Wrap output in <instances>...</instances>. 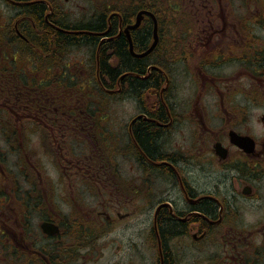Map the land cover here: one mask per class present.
Segmentation results:
<instances>
[{
	"label": "flooded vegetation",
	"instance_id": "1",
	"mask_svg": "<svg viewBox=\"0 0 264 264\" xmlns=\"http://www.w3.org/2000/svg\"><path fill=\"white\" fill-rule=\"evenodd\" d=\"M214 1H183L193 7L184 51L138 57L127 35L141 54L154 28L146 14L129 27L142 9L132 18L120 6L105 10L99 26L77 29L96 21L97 11L77 22L68 18L71 0H0V41L9 58L17 52L8 51H19L12 39L29 45L59 30L93 38L98 62L100 46L122 37L144 71L135 75L152 83L155 73L163 78L156 94L143 93V105L133 100L138 111L128 117L121 145L103 126L107 114L82 109L85 93L74 89L84 79L63 71L59 53L37 51L36 68L26 65L30 75L39 74L35 80L9 59L0 63V264H264V0ZM223 4L232 8L231 18ZM116 62L120 67V57ZM84 66L87 82L93 65ZM127 74L111 92L122 91ZM186 81L197 94L180 98L177 88ZM33 87L39 93L33 110L29 103L14 110L9 97ZM19 119L37 127L19 126ZM143 126L157 136L151 152L138 141ZM66 128L99 151L120 146L136 175L125 176L114 160L103 159V165L97 150L75 160L60 158L54 148L62 175H41L28 135L39 131L61 142Z\"/></svg>",
	"mask_w": 264,
	"mask_h": 264
},
{
	"label": "trees",
	"instance_id": "2",
	"mask_svg": "<svg viewBox=\"0 0 264 264\" xmlns=\"http://www.w3.org/2000/svg\"><path fill=\"white\" fill-rule=\"evenodd\" d=\"M184 0H108L106 2H101V6L97 9L95 16L97 20L92 23L78 24L77 29L91 28V26H99L105 20L106 12L117 10L120 6V11L124 16L132 18V16L141 9H147L154 13L157 21V31H158V42L153 51H184L185 48V27L190 25L188 22V17L183 9L187 4L183 3ZM189 16V15H188ZM54 38L46 36L40 39L29 40V45L26 42L19 39H12L13 48H17L19 51L14 55H21L26 58V54L30 55L35 63H39V53L38 50H43L50 54L60 55V61L65 50L69 47L87 45L90 51V56L88 60L89 65L92 66L91 76L87 78V86H79V82H76V89L82 93H85L83 97V110L91 111L92 113L98 112L97 104L102 105L101 102H107L109 99H130L135 100V102L141 106L143 105V93L147 92L149 89H154L155 94L159 91L160 87L163 85V78L160 73H155V82L143 81L138 78L137 75H142L140 70V61L134 60L128 50L127 41L120 37V39L113 40L111 42H104L98 51V62L96 61L95 49L96 41L93 38H86L82 40L84 35L80 34H65L57 30L55 32ZM170 35V36H169ZM150 35H147V38ZM144 38V37H143ZM146 38V39H147ZM142 39V37H141ZM152 39L143 41L148 45L151 43ZM5 41H0V63L8 62V56L5 49ZM32 44V46L30 45ZM27 45V48L26 47ZM145 45L139 50H144L148 47ZM27 50V51H24ZM10 53V51H8ZM120 57V67L116 60ZM14 64V59L11 60ZM97 63V65H96ZM96 68L98 70L96 71ZM142 68V67H141ZM128 71L129 74L123 78L125 87L121 92L113 93L110 90L117 89V82L119 76L124 72ZM97 80H101L102 84H99ZM79 81V80H78ZM82 85V84H80ZM103 85V86H102ZM95 102V103H94ZM94 103V104H93ZM152 129L147 126H143L139 136L138 141L140 145L145 149L146 152H151V144L156 140V135L151 131Z\"/></svg>",
	"mask_w": 264,
	"mask_h": 264
},
{
	"label": "rangeland",
	"instance_id": "3",
	"mask_svg": "<svg viewBox=\"0 0 264 264\" xmlns=\"http://www.w3.org/2000/svg\"><path fill=\"white\" fill-rule=\"evenodd\" d=\"M71 1H72V6H71L72 7V13H71L70 17L68 16V18H70L71 21L86 22L89 19L90 14L92 12L97 11V9H99L100 7H103V6H101V2H103V1L106 2L108 0H71ZM61 2L63 3V0H61ZM214 2L216 3V0ZM215 7H217V5H215ZM64 9L66 10L67 8H64ZM192 9H193V7H192L191 3H189L186 6V9L184 8V10L187 11L186 14H187L188 18H189L188 13L191 15ZM221 11L224 15L227 14V17H229V18L232 17V15H231L232 8L230 7L229 4H223ZM251 11L253 13H255V11H256L255 5L251 7ZM226 20L228 22V18H226ZM227 29H228V27H227ZM198 50L202 51L200 48ZM10 52L13 53L14 51H10ZM89 56H90V49H88V47L85 45H79V46H73V47L67 48L65 50L63 56H62V60L60 61V63L63 66L67 65L66 68L63 67V71L68 70V72H71L73 76L75 75V77H73L74 79H78V80L84 79V80H82L84 82H81V81H79V82H81V84H83V85H86L87 82H86L85 78L87 75H86L85 70L83 68H85L84 65H87V62L89 60ZM8 59L10 62L12 59H14V64H17L20 67V69H24L25 71H28V79L29 80L30 79H33V80L38 79L39 74H37V72H33V74L30 75L29 69H35L37 66V63L32 61L33 59L30 57V55L27 54L28 60L26 58L22 57L20 54L14 55L10 58L8 57ZM26 65L28 66L29 69L26 67ZM79 69H80V71H79ZM16 70H17V68H16ZM17 73H20V71L18 70ZM190 84L187 81L184 82L183 84H180L177 88L178 91L176 92V94H178V96L180 98L189 97L190 95L195 96L197 94L198 90L197 89L195 90V88L192 87V84L191 85ZM37 90H38L37 87H33L32 89L27 90V92H24V94L22 92V94H20L18 96V99H13V98L9 97L12 104H13L11 106L15 110L16 107L20 108V107H23V105H28L27 103H29L28 106H29L30 110H33L32 108L38 102L37 98L39 96V93H37ZM74 91L79 96H82V95H80V92L77 89L76 90L74 89ZM53 94H57L58 96H61V94L58 92L57 89L53 90ZM68 95H69V92L67 91V96ZM62 97L63 96H61V98ZM64 98H65L66 102H68V101L70 102L72 100L70 98L68 100V97H64ZM101 103H102V105H99V104L96 105L97 109H98V115H101V113H102L103 115L107 114V116H108L107 123H103V126L106 128V131H107V129H109V131L112 134L117 136L119 139V143H120V139L126 138L125 123L128 121V117L130 115L137 113V111H138L137 107H136L135 103L130 99H125V100L119 99L118 100L117 98L116 99L112 98V99L107 100V102H105V103L104 102H101ZM67 106L65 107L66 110H67ZM190 109L193 112L192 106L190 107ZM21 112H23V111H20L17 113H21ZM257 113L258 112H255V114H257ZM23 122L28 123L24 126H27V127H33V126L35 127L36 126L37 127V125L34 124L33 122L25 121V120H21V119H19V122L17 124L19 126H21ZM62 127H64V126L61 125V128ZM61 132H62L61 142H60V140L53 141L52 137L48 136L44 132H43L44 136H42L39 131H34L28 135V138L26 140V143L28 145V147H27L28 152L35 154L38 157V159H40L42 161V164H44V167L41 164V168H40L41 169L40 170L41 175H50V176L62 175V168L59 165V161H58L57 155L54 152V149L57 151L60 158H62L61 156L64 154V155H67L69 157L74 158L75 160L76 159L84 160L91 155L95 156V154H96L95 150H97V152L100 153V155L102 157L99 154H96V155L99 156L98 159H100V158L102 159L103 165H104V163L107 165V163L104 162L103 159L104 160H106V159L114 160L115 162L111 163V165L113 166L116 164L117 166H119L120 170L122 171V173L125 176L131 177V176L136 175L135 167L133 166L132 168H130V163L125 161L122 157H120L119 143H118V146H119L118 150L110 151L107 149V152H105L104 147H102L103 142L101 143V140H98V145H101V147H102L101 150L99 151L100 148L96 149V147L89 146L87 138L83 135H80L79 132L74 131V130H70L68 128L63 129ZM108 133L109 132H107V134ZM107 134L104 133L103 136H107ZM25 137L26 136L23 135V138H25ZM57 142L61 143V146ZM121 142L123 143V141H121ZM50 156L53 157L54 160H51ZM72 158H70V159H72ZM60 164H61V162H60Z\"/></svg>",
	"mask_w": 264,
	"mask_h": 264
},
{
	"label": "water",
	"instance_id": "4",
	"mask_svg": "<svg viewBox=\"0 0 264 264\" xmlns=\"http://www.w3.org/2000/svg\"><path fill=\"white\" fill-rule=\"evenodd\" d=\"M143 14L149 15V16L153 19V22H154V28H153V40H152L151 44L149 45V47H148L143 53H141V54H135V53L133 52V50H132V43H131V41H130V39H129V36L127 35V37H128V41H129V50H130V53H131L132 55H134V56H138V57H140V56H144V55H146L147 53H149L150 51H152L153 48L156 46L157 41H158V36H157V24H156V21H155L154 15L151 14L150 12H148V11H145V10H141V11H139V12L137 13L136 17H135V22H134V24H132V25L129 26V27L132 28V29H133V28H136V27L139 25L140 20L142 19Z\"/></svg>",
	"mask_w": 264,
	"mask_h": 264
}]
</instances>
